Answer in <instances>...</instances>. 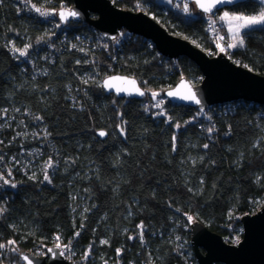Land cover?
I'll return each instance as SVG.
<instances>
[{
	"label": "trees",
	"instance_id": "16d2710c",
	"mask_svg": "<svg viewBox=\"0 0 264 264\" xmlns=\"http://www.w3.org/2000/svg\"><path fill=\"white\" fill-rule=\"evenodd\" d=\"M112 1L209 55L215 48L208 15L189 0ZM32 5L57 12L73 2L0 0V264H24L21 252L43 257L58 243L76 264H197L193 222L228 244L241 237V218L264 204V106L172 104L164 91L179 80L201 83L193 62L127 31L107 40ZM261 9L247 0L226 10ZM223 11L214 19L227 36ZM241 35L244 45L225 54L264 75V25ZM116 74L135 78L145 97L107 95L103 80Z\"/></svg>",
	"mask_w": 264,
	"mask_h": 264
},
{
	"label": "water",
	"instance_id": "95a60500",
	"mask_svg": "<svg viewBox=\"0 0 264 264\" xmlns=\"http://www.w3.org/2000/svg\"><path fill=\"white\" fill-rule=\"evenodd\" d=\"M189 1L200 13L213 15L247 0H230V2L225 0L211 12H205L195 0ZM72 2L70 8H62L59 11L70 9L78 15L70 16L66 21L61 20L58 15L62 23L73 20L87 24L91 30L107 40H114L120 32L127 31L151 42L160 55L172 60L184 57L199 68L203 75L200 84L195 85L188 78H182L174 87L164 91V97L170 103L204 110L239 101L264 106V75L236 64L227 54L220 52L212 57L190 40L169 32L149 14L143 11L123 10L112 0H72ZM113 77L122 79L111 80V86H105ZM123 78L135 80L136 87L144 92V95L117 91L132 87ZM182 84L191 87L200 100L199 104L168 95L169 92L179 91L182 94L186 92L187 89L181 87ZM102 87L107 95H115L122 99H142L146 94L135 78L119 74L105 78ZM241 224L242 238L238 244L233 245L228 244L222 236L212 232L202 222H193L190 226V242L197 264H264V204L257 213L244 215ZM61 252L59 248L52 246L47 249V254L43 257L30 252H21L20 258L24 264H28V260L24 259L25 256L32 261V264H76L64 254L60 255Z\"/></svg>",
	"mask_w": 264,
	"mask_h": 264
},
{
	"label": "snow or ice",
	"instance_id": "6c2138e0",
	"mask_svg": "<svg viewBox=\"0 0 264 264\" xmlns=\"http://www.w3.org/2000/svg\"><path fill=\"white\" fill-rule=\"evenodd\" d=\"M195 2L205 12H211L213 8H215L218 4L224 3L225 0H195ZM228 2H230V0H228ZM261 3H264V0H261ZM32 8L35 10V12L39 13L41 16L46 17V16L51 15V14H56L54 12H49L47 10H44L40 7H36L35 5H32ZM185 10H187V5H185ZM58 15H59L61 20L66 21L68 19V17H70V16L75 17L78 15V13L68 9V10L59 11ZM220 20L221 21L226 20L228 22L229 31L232 33V41L233 42L230 43L228 45V47L234 48V47H237L238 45L242 47L244 45V38L241 35V30L242 29H248V28H251L252 26H256V25H264V9H261L259 11V13L256 15H243V14L230 15L229 13L225 12L224 15L220 17ZM15 51L19 52L21 56H24L27 54L25 50H21L19 48L15 49ZM221 51H224V49L221 48ZM120 79H122V78H120V77L110 78V80L106 82L105 86L110 87L111 86V80H120ZM123 79L125 80L126 83L130 84L132 87H131V89H129V88L117 89V91H124V92H128L129 94H131L132 92H135L141 96L144 95V92H142L138 87H136L135 80H128L127 78H123ZM181 87L186 88L187 91L184 92L183 94L180 93L179 91L169 92L168 95L174 96V97L178 96L180 99L187 100V101H193L196 104L200 103V100L197 98L196 93L194 91H192L190 86H188L186 84H182ZM157 95H158L157 93H152L153 98H155ZM156 106L159 107V105H156ZM176 127L179 128L180 125L177 124ZM209 131H211V129H209ZM120 132L123 134L124 129L121 128ZM99 135L103 137V136H106L107 133L104 131H101V132H99ZM173 139H175V138H173ZM204 147L207 148L208 145L206 144V145H204ZM47 166L48 167L52 166L51 161L47 162ZM0 179H3V178L0 177ZM44 179L45 180L49 179L47 173L45 174ZM4 183L8 184V183H10V181L4 180ZM12 187H15V185L13 184ZM3 211H4V209L0 208V212H3ZM188 219L192 220V217H189ZM140 227L142 229L143 225H140ZM76 235H79V233H77ZM141 236H142V233H141ZM56 239L59 240V237H57ZM14 243H15V241H9L8 242V244H10V245L14 244ZM103 243H106V241H104ZM4 247H5V245L0 244V248H4ZM56 247L60 248L61 245L58 243L56 245ZM65 247H67V245H65ZM13 250H15V249H13ZM49 251H51V249ZM118 252H119V250H118ZM60 255H63V252H61ZM24 259L28 260V264H32V261L29 260V258L27 256H25Z\"/></svg>",
	"mask_w": 264,
	"mask_h": 264
},
{
	"label": "built area",
	"instance_id": "2783aa9c",
	"mask_svg": "<svg viewBox=\"0 0 264 264\" xmlns=\"http://www.w3.org/2000/svg\"><path fill=\"white\" fill-rule=\"evenodd\" d=\"M53 12L56 13V14L48 15V17H50V18L52 16H57L58 17V11L57 12L53 11ZM215 16H216V13L213 14V15H208V18H207V21H206L207 22L206 25H207L208 33H209L210 38L212 40V43H213V45L215 47L214 50L212 52H210V55L212 57L217 56L220 52L225 53V51L228 48V45H226L227 43L225 42V38H223L221 31H219L220 27L215 25L216 24L215 23V19H214ZM221 48H223L224 51H221ZM202 111L204 112V109H202Z\"/></svg>",
	"mask_w": 264,
	"mask_h": 264
},
{
	"label": "rangeland",
	"instance_id": "374dc122",
	"mask_svg": "<svg viewBox=\"0 0 264 264\" xmlns=\"http://www.w3.org/2000/svg\"><path fill=\"white\" fill-rule=\"evenodd\" d=\"M158 1H160V2H162V3H164V4H168V5H170V4H173V2H177V1H179V0H158ZM225 12H227V13H229L230 15H233V14H235V15H240V14H238V13H231V12H229V11H227V10H224L223 11V15H224V13ZM220 17H221V15L219 16V19H220ZM215 25L216 26H218V24H217V22L215 21ZM225 23L229 26V24H228V22L225 20ZM257 26V25H256ZM218 27H220V26H218ZM252 27H254V26H252ZM249 29V28H248ZM244 30H247V29H242L241 30V34H242V32L244 31ZM219 31H221V33H222V36H223V38H225V42L227 43H231V42H233L232 41V39L230 40L229 39V37L228 36H226V34L225 33H223L222 32V28H220V30ZM183 38H185V37H183ZM192 42V41H191ZM194 45L196 44V43H194V42H192ZM227 43V44H228ZM226 44V45H227ZM227 52V50L225 51V53ZM241 238H242V236L240 237V236H237L234 240H233V245H236V244H238L239 243V241L241 240Z\"/></svg>",
	"mask_w": 264,
	"mask_h": 264
},
{
	"label": "crops",
	"instance_id": "0c3cea01",
	"mask_svg": "<svg viewBox=\"0 0 264 264\" xmlns=\"http://www.w3.org/2000/svg\"><path fill=\"white\" fill-rule=\"evenodd\" d=\"M261 1V0H259ZM221 16H223V14H221ZM222 23L224 24L226 30H227V36L229 37V39H232V33L229 31V26L225 23V21H222Z\"/></svg>",
	"mask_w": 264,
	"mask_h": 264
}]
</instances>
